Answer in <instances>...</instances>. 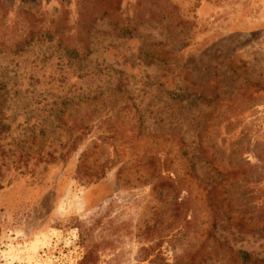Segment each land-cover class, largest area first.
Masks as SVG:
<instances>
[{
  "label": "rangeland",
  "instance_id": "rangeland-1",
  "mask_svg": "<svg viewBox=\"0 0 264 264\" xmlns=\"http://www.w3.org/2000/svg\"><path fill=\"white\" fill-rule=\"evenodd\" d=\"M184 150L264 216V0H0V264H193Z\"/></svg>",
  "mask_w": 264,
  "mask_h": 264
},
{
  "label": "trees",
  "instance_id": "trees-1",
  "mask_svg": "<svg viewBox=\"0 0 264 264\" xmlns=\"http://www.w3.org/2000/svg\"><path fill=\"white\" fill-rule=\"evenodd\" d=\"M22 47L11 49V52L18 53ZM69 55L78 56V52L74 49H70L67 52ZM190 152H181L182 158L188 162L187 172L184 174V178L177 177L171 179L173 184H185L186 181L196 182L197 185L193 187V191H197V196L192 197V193L188 192V197L193 200L200 198V203L205 207L197 216L191 217V219L183 218L181 231L184 232L191 230L193 235L195 234V241L197 247L193 249V264H264V256H254L245 250H236L227 241L218 236L217 232L220 227L219 224L226 221L227 223L239 227V230L260 233L264 235V216L258 221H246L242 216V213L236 214V210L232 208L233 197L229 190H227L226 178L233 174V171H224L221 169L216 159L210 160V169L215 174L216 180L220 178L221 181L211 180L208 178L200 177L198 174V167L196 161L190 157ZM236 175V174H234ZM190 189V188H189ZM190 191V190H189ZM188 201H182L180 208L182 211H187ZM264 215V212H263ZM205 217L204 223L200 224L198 218ZM211 220V222H210ZM225 222V223H226ZM209 228H205L204 225H208ZM204 230V231H203Z\"/></svg>",
  "mask_w": 264,
  "mask_h": 264
}]
</instances>
